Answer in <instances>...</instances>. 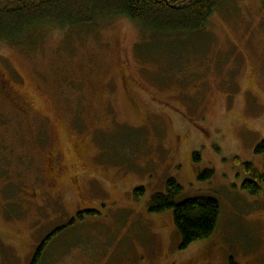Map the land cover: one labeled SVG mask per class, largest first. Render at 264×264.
Instances as JSON below:
<instances>
[{
  "label": "rangeland",
  "instance_id": "rangeland-1",
  "mask_svg": "<svg viewBox=\"0 0 264 264\" xmlns=\"http://www.w3.org/2000/svg\"><path fill=\"white\" fill-rule=\"evenodd\" d=\"M218 5L192 40L115 17L0 45V264L49 235L35 264H264V0ZM168 179L217 201L210 238L150 211Z\"/></svg>",
  "mask_w": 264,
  "mask_h": 264
},
{
  "label": "trees",
  "instance_id": "trees-1",
  "mask_svg": "<svg viewBox=\"0 0 264 264\" xmlns=\"http://www.w3.org/2000/svg\"><path fill=\"white\" fill-rule=\"evenodd\" d=\"M222 0H0V45L28 43L51 27L71 30L91 28L104 19L123 17L139 26L145 36L171 40H192L204 36L210 16ZM263 155L264 140L255 146ZM242 167L248 178L242 189L255 197L264 193V160L262 171L250 163ZM182 188L174 179L166 181V192L152 195L149 209L153 213L171 210L174 228L181 238L180 248L210 238L219 219L220 206L214 198L193 197L176 201ZM143 188L134 191L139 197ZM70 219L73 223L80 219ZM50 237L48 238V240ZM42 242L32 264L48 242Z\"/></svg>",
  "mask_w": 264,
  "mask_h": 264
},
{
  "label": "flooded vegetation",
  "instance_id": "flooded-vegetation-1",
  "mask_svg": "<svg viewBox=\"0 0 264 264\" xmlns=\"http://www.w3.org/2000/svg\"><path fill=\"white\" fill-rule=\"evenodd\" d=\"M49 237H51V235H49L43 242H46V240H48Z\"/></svg>",
  "mask_w": 264,
  "mask_h": 264
}]
</instances>
